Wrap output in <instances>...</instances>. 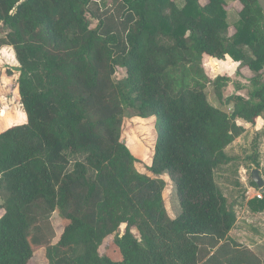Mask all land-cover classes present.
<instances>
[{"label": "trees", "instance_id": "16d2710c", "mask_svg": "<svg viewBox=\"0 0 264 264\" xmlns=\"http://www.w3.org/2000/svg\"><path fill=\"white\" fill-rule=\"evenodd\" d=\"M237 1L231 33L226 0H0L23 109L0 110V264H31L41 247L48 264H264L229 235L236 216L215 182L244 132L238 120L252 126L264 112V15ZM205 56L248 69L249 95L224 96L230 79L209 78ZM207 83L229 113L208 101ZM124 108L155 119L152 175L130 151L146 157L142 142H122ZM136 127L147 141L148 124ZM262 194L251 211L264 212ZM55 211L67 223L53 241ZM110 238L120 259L100 252Z\"/></svg>", "mask_w": 264, "mask_h": 264}, {"label": "rangeland", "instance_id": "374dc122", "mask_svg": "<svg viewBox=\"0 0 264 264\" xmlns=\"http://www.w3.org/2000/svg\"><path fill=\"white\" fill-rule=\"evenodd\" d=\"M201 1L205 2L206 0ZM226 4L227 21L230 26L229 32L232 33L237 24V12L240 8V4L237 0H226ZM3 34L4 29L0 31V35ZM202 65L209 78H214L217 75L229 77L230 80L227 86L222 89L224 96L236 93L247 97L249 92L253 89V85L247 79L249 73L248 69L242 68L238 70V62L236 63L230 58L218 60L213 57L205 56ZM121 74L122 70L118 69L115 78H118ZM18 75V63L15 60L12 47L1 46L0 110L5 109L7 115H14L16 112L23 110L18 93ZM205 92L208 101L212 105L228 113L230 112L231 105L224 104L216 97L211 83H207ZM145 119L146 120H141L137 116L132 115L128 109L124 108L121 139L124 140L125 144L129 147L135 144L139 145V142H142V145L149 151L145 153L146 157H141V153L134 150L133 147L132 149L130 147V151L139 160V162L135 164L137 171L152 175L146 166L150 164L156 138V129L154 127L155 119L153 116ZM140 122L147 123L152 130L147 141L142 140L141 135L138 133L136 124ZM238 123L244 127V132L226 148V153L230 157V161L227 164L221 165L215 171V182L226 196L228 204L234 211L236 219L242 220V222L251 226L249 229L242 226L233 228L230 234L231 238L240 243H248L256 253L264 257V212H253L247 205V200L252 198L254 194L259 191L257 187H253L249 184L251 172L257 169L260 177L264 181V112L256 120L255 125L251 126L242 120H238ZM5 128L7 127H0V131ZM128 139H131L130 144H127ZM160 178L165 184L162 194L167 213L170 217H175L180 211V205L174 189V184L166 175H161ZM248 188H250L249 193L246 194ZM2 212L3 211L0 210V215ZM50 223L54 230L55 237L53 241H55L64 225L67 223V220L61 217L58 211H55L50 218ZM122 230L123 225H121L119 233H122ZM108 240L109 243L101 246L100 252L105 253L112 259H120L121 256L116 245L113 244L111 238ZM29 262L31 264H48L44 255V249L42 247L37 249Z\"/></svg>", "mask_w": 264, "mask_h": 264}, {"label": "water", "instance_id": "95a60500", "mask_svg": "<svg viewBox=\"0 0 264 264\" xmlns=\"http://www.w3.org/2000/svg\"><path fill=\"white\" fill-rule=\"evenodd\" d=\"M263 15H264V0H256ZM122 142L125 143L124 140H122ZM251 179L252 181L255 183L256 187L260 190V191H264V181L262 180V178L260 177L259 175V171L257 169H254L252 172H251Z\"/></svg>", "mask_w": 264, "mask_h": 264}, {"label": "crops", "instance_id": "0c3cea01", "mask_svg": "<svg viewBox=\"0 0 264 264\" xmlns=\"http://www.w3.org/2000/svg\"><path fill=\"white\" fill-rule=\"evenodd\" d=\"M237 63V62H236ZM250 189V188H249ZM248 201V200H247ZM236 221H237V224H236V228H239L240 226H242V227H244V228H246V229H249L251 226H248L246 223H244V222H242V220H239V219H236ZM234 227V228H235ZM232 231V230H231ZM231 231H230V233H229V235L231 234ZM244 244H246L250 249H252L253 250V248L248 244V243H244ZM254 251V250H253ZM255 252V251H254ZM256 253V252H255ZM258 254V253H257ZM262 257V256H261Z\"/></svg>", "mask_w": 264, "mask_h": 264}, {"label": "built area", "instance_id": "2783aa9c", "mask_svg": "<svg viewBox=\"0 0 264 264\" xmlns=\"http://www.w3.org/2000/svg\"><path fill=\"white\" fill-rule=\"evenodd\" d=\"M249 193V188L247 189V192H246V194H248ZM253 197H257V198H262V191H257V193L256 194H254V196Z\"/></svg>", "mask_w": 264, "mask_h": 264}]
</instances>
